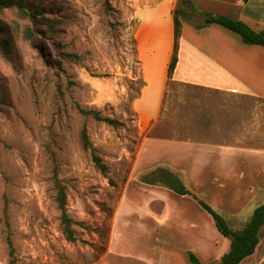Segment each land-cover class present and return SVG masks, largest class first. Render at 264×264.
<instances>
[{
    "label": "rangeland",
    "instance_id": "1",
    "mask_svg": "<svg viewBox=\"0 0 264 264\" xmlns=\"http://www.w3.org/2000/svg\"><path fill=\"white\" fill-rule=\"evenodd\" d=\"M20 1L26 15L0 12V36L10 41L9 56L0 52V264L11 260L8 238L16 264H134L110 254L111 226L121 210L155 197L141 182L156 166L150 142L179 137L172 119L182 104L217 94L170 81L160 118L138 122L132 103L145 82L131 1ZM78 106L125 125L85 118ZM84 124L106 176L83 147ZM56 173L74 241L55 201Z\"/></svg>",
    "mask_w": 264,
    "mask_h": 264
},
{
    "label": "crops",
    "instance_id": "2",
    "mask_svg": "<svg viewBox=\"0 0 264 264\" xmlns=\"http://www.w3.org/2000/svg\"><path fill=\"white\" fill-rule=\"evenodd\" d=\"M130 1L145 82L132 103L138 122L160 118L170 81L217 95L184 102L181 116L172 119L179 137L150 142L156 166L148 180L166 169L190 194L179 195L160 182L148 184L145 176L141 182L153 188L155 197L114 216L109 252L134 264H192L190 254L202 264L217 263L229 253L231 241L200 201L215 206L228 224L241 226L264 204V48L244 44L236 33L211 24L206 14L240 20L262 32L264 0ZM183 1L188 4L180 17L178 62L169 79L174 11ZM160 55L163 60L156 64ZM240 264H264V226L254 254Z\"/></svg>",
    "mask_w": 264,
    "mask_h": 264
},
{
    "label": "trees",
    "instance_id": "3",
    "mask_svg": "<svg viewBox=\"0 0 264 264\" xmlns=\"http://www.w3.org/2000/svg\"><path fill=\"white\" fill-rule=\"evenodd\" d=\"M188 4L187 1H183L179 8L174 11V53L171 59V62L168 67V78L171 79L176 68L178 62V40L181 34V22L180 17L183 13V7ZM25 4L20 0H0V12L5 9H17V11L26 15L24 10ZM31 18H34L35 15L31 12L29 14ZM211 24L220 25L227 30L236 33L239 35L246 45H257L264 48V31L256 32L252 30L248 25L240 20H234L224 16H213L210 14H206ZM26 38L29 37V33H25ZM10 51V41L6 38L0 36V52L3 57L7 58L9 56ZM70 57H74L70 55ZM80 114L85 118H93L97 122L105 123L111 127H120L124 126L125 123L113 119L110 117H103L101 112L97 110L91 109H83L80 106L77 107ZM81 141L85 150L90 151L92 156V161L95 166L99 169V171L103 175L108 174V166L103 162L102 158L98 155L96 148L93 146L86 124L83 125L81 131ZM149 176H147L144 180L146 183L151 184L153 181L160 182L169 189L173 190L179 195H188L190 191L183 185V183L173 176L166 169H161L158 175L154 178V180H148ZM154 183V182H153ZM54 185L55 190L57 192L55 201L57 203L58 209L61 211V221L64 229V233L66 238L69 241H74V234L71 228L72 220L69 218L66 210L67 205V194L66 190L62 185L61 180L58 178L57 173L54 176ZM200 205L204 208V210L212 217L215 226L219 233L229 239L231 241V249L228 254H226L219 262L212 264H240L244 259L254 254L258 244H259V232L261 228L264 226V204L257 207L253 212V215L250 221L246 224L244 229L240 231L233 230L227 221L219 215L210 205L207 203L200 201ZM8 244L10 247V256L11 260L9 264H16L14 258V248L12 246V242L10 238H8ZM190 261L192 264H202L194 255L190 254Z\"/></svg>",
    "mask_w": 264,
    "mask_h": 264
}]
</instances>
